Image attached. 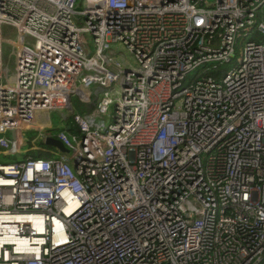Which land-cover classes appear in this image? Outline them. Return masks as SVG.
<instances>
[{
	"label": "built area",
	"instance_id": "built-area-1",
	"mask_svg": "<svg viewBox=\"0 0 264 264\" xmlns=\"http://www.w3.org/2000/svg\"><path fill=\"white\" fill-rule=\"evenodd\" d=\"M8 152L0 264H264V0H0Z\"/></svg>",
	"mask_w": 264,
	"mask_h": 264
},
{
	"label": "rangeland",
	"instance_id": "rangeland-1",
	"mask_svg": "<svg viewBox=\"0 0 264 264\" xmlns=\"http://www.w3.org/2000/svg\"><path fill=\"white\" fill-rule=\"evenodd\" d=\"M4 32L6 34L10 35L13 38H17V36H16L14 31L9 33V32L6 31V29H4ZM86 44L89 47L90 52L93 54L94 51H95V47H94V40H93L92 35H87L86 36ZM10 50H11L10 47H6L5 48V52L6 53H10ZM118 52L120 54L128 57L129 61L131 63H134V58L132 56H130V54L128 53V51L125 48H123V47L118 48ZM236 64H237V61L234 60L232 62V64H231V66L234 67ZM5 66H7L10 69H12V66H13V57L12 56L6 57ZM193 75H194V73L192 74V76ZM79 83H80V81L78 82V85H79ZM72 102H73V107H74L75 111L80 112V113L88 111V105L85 102H83L81 100V98L77 94H74L72 96ZM63 115L68 116L69 115V111L67 109H63V110H54V111H51L49 113L51 124L55 128H57V130L55 132H51L53 135H56L57 132L60 130V128L61 129H66L69 126V124L70 125L74 124L72 119H70V121L64 120L63 119ZM36 133H37L36 131L35 132H30V133L29 132H25L24 133L25 134V138H26L25 139V143L23 145L24 149H28L33 144L32 140L36 137V135H37ZM37 144L40 145V142L37 143ZM23 157H24V155L19 153V152H8L7 154L0 155V162L1 163L16 162V161L20 160Z\"/></svg>",
	"mask_w": 264,
	"mask_h": 264
},
{
	"label": "water",
	"instance_id": "water-1",
	"mask_svg": "<svg viewBox=\"0 0 264 264\" xmlns=\"http://www.w3.org/2000/svg\"><path fill=\"white\" fill-rule=\"evenodd\" d=\"M47 145L55 147L56 149L60 150L61 152H64L68 154L70 150L58 139L54 137H47L46 142Z\"/></svg>",
	"mask_w": 264,
	"mask_h": 264
},
{
	"label": "trees",
	"instance_id": "trees-1",
	"mask_svg": "<svg viewBox=\"0 0 264 264\" xmlns=\"http://www.w3.org/2000/svg\"><path fill=\"white\" fill-rule=\"evenodd\" d=\"M220 69H226L227 65L226 64H221L219 65ZM218 71L217 70H210V74H216Z\"/></svg>",
	"mask_w": 264,
	"mask_h": 264
},
{
	"label": "bare ground",
	"instance_id": "bare-ground-1",
	"mask_svg": "<svg viewBox=\"0 0 264 264\" xmlns=\"http://www.w3.org/2000/svg\"><path fill=\"white\" fill-rule=\"evenodd\" d=\"M253 30H254V28H253ZM239 65H240V61L237 62V64L234 66V69H236Z\"/></svg>",
	"mask_w": 264,
	"mask_h": 264
},
{
	"label": "crops",
	"instance_id": "crops-1",
	"mask_svg": "<svg viewBox=\"0 0 264 264\" xmlns=\"http://www.w3.org/2000/svg\"><path fill=\"white\" fill-rule=\"evenodd\" d=\"M72 126H73V124L72 125L69 124V126L67 127V129H70V127H72Z\"/></svg>",
	"mask_w": 264,
	"mask_h": 264
}]
</instances>
